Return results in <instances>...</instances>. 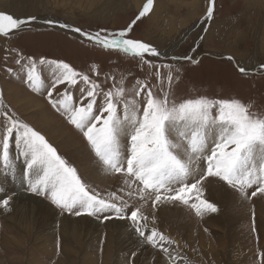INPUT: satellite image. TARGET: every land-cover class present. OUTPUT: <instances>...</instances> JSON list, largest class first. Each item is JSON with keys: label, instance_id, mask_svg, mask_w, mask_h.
<instances>
[{"label": "rangeland", "instance_id": "obj_1", "mask_svg": "<svg viewBox=\"0 0 264 264\" xmlns=\"http://www.w3.org/2000/svg\"><path fill=\"white\" fill-rule=\"evenodd\" d=\"M145 3L146 0H0V11L17 18L37 17L30 27L10 39L0 36V90L4 93V88L11 85L20 94L24 92L23 96L27 94L25 97H37L41 105L39 109L27 108L25 102L13 103L12 98L4 95L5 102L77 168L91 189L101 193L118 191L124 177L103 171L86 139L51 106L46 91H32L24 82L23 73L13 75L6 69L19 70L11 51L16 49L37 60L44 57L69 63L77 71L98 79L105 89L112 85L111 78L105 82V76L110 74H115L117 81L121 75L127 76V87L136 79L146 78L150 85H155V69L141 65L138 57L105 49L72 30L79 27L95 33L101 29H125ZM32 6L35 11L29 10ZM207 7L208 0H166L159 19L148 13L132 26L129 37L149 43L161 52L159 58L146 57L154 64H173L174 75L179 76L174 83L177 102L197 96L239 98L253 102L254 110L264 111V70H258L264 63V7H252L247 0H216L212 19L205 20ZM48 19L56 23L48 25ZM60 24L70 27L62 28ZM184 56H191L198 63L173 59ZM238 66L248 69L249 74L240 73ZM97 67L99 77L93 71ZM42 76L47 82L46 69ZM62 90L63 86L57 89ZM35 112L41 114L33 115ZM43 113L51 123L41 118ZM16 164L20 175L25 167L23 157ZM14 184L24 191L17 180L0 176V185L5 189L0 200L8 195L14 200L10 192ZM216 187L221 189L220 195L219 190L213 191ZM203 188V199L215 204L217 212L197 216L180 203H164L156 209L149 204L144 211L154 213L159 230L179 242L180 254L188 264H259L258 253L264 251V195L245 200V210H241L231 200L237 192L225 182L209 177ZM253 190L249 189V195ZM40 198L53 208L52 213L46 214L53 222L36 220L38 212L31 206L0 209V264H169L163 252L142 243L127 220L104 221L102 216L97 219L86 214H62L49 200ZM7 212L15 216L6 218ZM54 214L58 220L53 218ZM133 252L135 257L131 256Z\"/></svg>", "mask_w": 264, "mask_h": 264}, {"label": "snow or ice", "instance_id": "obj_2", "mask_svg": "<svg viewBox=\"0 0 264 264\" xmlns=\"http://www.w3.org/2000/svg\"><path fill=\"white\" fill-rule=\"evenodd\" d=\"M153 6L154 0H146L125 29H101L95 33L79 27L72 30L105 49L138 57L141 65L155 69V85L146 78L136 79L127 87V76L121 75L117 81L116 75L110 74L105 76V82L111 78L112 85L105 89L98 79L69 63L44 57L37 60L16 49L11 51L19 70L6 69L13 75L23 73L32 91H46L51 106L86 139L103 171L124 177L123 186L104 193L91 189L77 168L5 102L3 90L0 176L17 180L25 192L44 197L62 214L127 220L142 243L163 252L169 264H188L180 254L179 242L160 231L154 213L146 214L144 208L149 204L156 209L164 203H180L197 216L215 213L217 206L203 199V182L209 177L225 182L243 200L264 195V111L254 110L253 102L239 98L197 96L177 102L174 83L179 76L174 75L173 64H154L146 57L159 58L161 52L129 37L132 26ZM215 7L216 0H208L205 20L212 19ZM36 20L35 16L17 18L0 11V36L10 39ZM45 23L53 25L56 21L48 19ZM173 59L198 63L191 56ZM45 69L47 82L42 76ZM238 70L249 74L245 67L238 66ZM258 70H264V63ZM93 71L99 77L98 67ZM59 86H63L62 91H57ZM20 157L25 167L18 175L16 160ZM4 191L0 185V193ZM11 201V195L0 200V209L10 210ZM258 255L259 264H264V251Z\"/></svg>", "mask_w": 264, "mask_h": 264}, {"label": "bare ground", "instance_id": "obj_3", "mask_svg": "<svg viewBox=\"0 0 264 264\" xmlns=\"http://www.w3.org/2000/svg\"><path fill=\"white\" fill-rule=\"evenodd\" d=\"M19 1H21V0H19ZM142 1H145V0H142ZM161 1H163V0H161ZM160 0H155V3H154V6H153V9H152V11H151V13H150V17L151 18H155L156 17V15H157V18L159 17V15H160V13H161V11L162 10H164V8H165V1L166 0H164L163 2H161ZM27 2V1H26ZM247 2H248V4H250V6H252V7H255V8H261L262 9V7H264V0H247ZM19 3H21V2H19ZM22 3H23V1H22ZM28 3V2H27ZM27 5V4H26ZM31 5V4H30ZM29 6V5H28ZM22 7H23V5H22ZM29 10H33V11H35L36 9H35V7L34 6H32V8L30 7V9ZM260 10V9H259ZM21 11H23V10H21ZM256 11V10H255ZM37 12V11H36ZM260 12V11H259ZM23 13H24V11H23ZM35 13V12H34ZM33 13V14H34ZM25 15V14H24ZM161 17V16H160ZM44 19V18H43ZM159 19V18H158ZM158 22H159V20H158ZM244 63V62H243ZM10 88V89H9ZM7 87L6 86V88H4L5 90H4V95L7 97L8 96V98H12V100L14 101L13 103H20L21 104V101H23V102H25V105H26V107L27 108H33V107H36V108H40V102L34 97V95L33 96H28V97H25L26 95L24 94V96L22 95L23 93H21L20 94V91H18L17 89H15V88H13V87H11V85H10V87ZM12 88V89H11ZM10 101V100H9ZM10 103H12V101H10ZM19 104V105H20ZM16 105V104H15ZM25 105H23V106H25ZM22 106V105H21ZM40 112H42V111H40ZM39 114H41V113H39V112H35L33 115H39ZM48 115L47 114H45V113H43L42 114V119H48V117H47ZM46 117V118H45ZM48 121V120H47ZM49 123H51V120L49 119V121H48ZM63 128V127H62ZM61 128V129H62ZM63 130V129H62ZM64 132H65V130H63ZM64 132H62V133H64ZM64 134H66V133H64ZM66 136V135H65ZM96 171V170H95ZM98 172H100V171H98ZM95 173V172H94ZM96 175H98V176H102V174H96ZM209 182V181H208ZM210 183V182H209ZM15 186V187H14ZM17 185L16 184H14L13 185V187H11V190H10V192L11 193H13V201H11V206H10V210L14 207V208H24V207H30L31 206V208L33 207L34 209H35V211H37L38 212V216H39V219L38 218H36V220H43V221H47L48 220V222L50 221V222H53V220L51 219L52 217H47L46 216V214H50L49 212H51V209L53 210V208L50 206V204L48 203V202H46V201H43V200H41V198L40 197H37V196H35V195H30V194H27V193H25V191H20V189L18 188V187H16ZM222 188V187H221ZM208 189H210V188H208ZM224 189V188H223ZM219 190V191H218ZM213 191H218V193H219V195H220V191H221V189L220 188H215V190L213 189ZM223 191H225V190H223ZM225 194H228V193H225ZM231 195V194H230ZM223 196V195H222ZM228 197V196H227ZM229 198V197H228ZM216 200H218V198L216 199ZM220 200V199H219ZM230 200V199H229ZM228 200V201H229ZM231 200H232V203L237 207V208H240L241 210H245V200H243V199H241V197L239 196V194L238 193H234L232 196H231ZM222 201V200H221ZM229 204V203H228ZM261 205V204H260ZM232 207V206H231ZM25 210V209H24ZM18 211V210H17ZM19 211H21V210H19ZM257 212V211H256ZM52 213V212H51ZM5 214V213H4ZM42 214H45V216H43ZM263 214V213H262ZM6 216V218H9V219H11V218H13L15 215L14 214H12V215H10L9 214V212H7L6 214H5ZM34 218V217H33ZM53 218L55 219V220H58L57 219V217H55V214L53 215ZM23 219V218H22ZM49 222V223H50ZM51 225V224H50ZM262 228V227H261ZM1 239H2V241L4 242V240H5V237L4 236H2L1 237ZM212 249V248H211ZM210 249V250H211ZM209 250V251H210ZM182 254V253H181ZM109 255V254H108ZM107 255V256H108ZM152 256V255H151ZM151 256H149V257H151ZM154 259V258H153ZM161 261V260H160ZM145 262V261H144ZM162 262V261H161ZM165 262V261H164ZM248 262V261H247ZM163 263V262H162Z\"/></svg>", "mask_w": 264, "mask_h": 264}]
</instances>
